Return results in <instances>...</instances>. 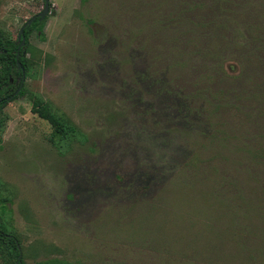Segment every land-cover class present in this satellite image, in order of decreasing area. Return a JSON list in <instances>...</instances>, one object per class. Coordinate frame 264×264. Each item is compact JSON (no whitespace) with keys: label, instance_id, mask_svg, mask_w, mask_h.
<instances>
[{"label":"rangeland","instance_id":"rangeland-1","mask_svg":"<svg viewBox=\"0 0 264 264\" xmlns=\"http://www.w3.org/2000/svg\"><path fill=\"white\" fill-rule=\"evenodd\" d=\"M44 5L0 0V30ZM41 23L0 113V264H264V0H50Z\"/></svg>","mask_w":264,"mask_h":264},{"label":"trees","instance_id":"trees-1","mask_svg":"<svg viewBox=\"0 0 264 264\" xmlns=\"http://www.w3.org/2000/svg\"><path fill=\"white\" fill-rule=\"evenodd\" d=\"M40 24L42 23L38 19H36L31 27L25 30L26 44L24 48L20 50L18 56V48L21 41L17 40L16 42H14L10 38L5 37L4 33L0 30V113L9 103L7 101V98L9 96H12L18 90L21 83L24 82L23 73L28 68V60L26 58L29 45L28 37L30 32L37 28V26H39ZM18 63L21 64L20 68ZM13 75L17 76V78L19 79V83H17L16 88L12 92H9V87L11 86L10 81ZM167 92L169 93L170 91ZM26 93L27 92L23 84V87L19 94L12 100L26 95ZM29 97L32 103V112L38 115L41 119L46 120L53 128V133L50 136V141L53 142V144H56L57 141H70L71 139L75 138L76 134L79 133V130L72 121L67 119L65 116L61 114L59 115L57 112H55L51 104L49 102L43 101L39 96L29 93ZM192 111L194 110L189 106L187 110L181 113V116L178 119H182L183 121H185V123H188L190 125L201 126V123L194 122L191 119ZM145 185L147 186V188H150L152 184H144L142 186L146 188ZM0 239L6 240L12 245L16 257L18 258L20 252L19 247L16 243V238L8 236L5 233V228L2 226H0ZM16 264H21V261H17Z\"/></svg>","mask_w":264,"mask_h":264},{"label":"water","instance_id":"water-1","mask_svg":"<svg viewBox=\"0 0 264 264\" xmlns=\"http://www.w3.org/2000/svg\"><path fill=\"white\" fill-rule=\"evenodd\" d=\"M50 13V0H45V5L43 10L36 14L35 16H33L32 18H30L21 28L19 35H18V40L21 41L20 46L18 48V54L20 53V50L25 46L26 44V36H25V30L28 29L29 27H31V25L33 24V22L38 19L40 22L43 21L48 14ZM19 64V68L21 67V64ZM24 82L21 83V85L19 86L18 90L12 95L9 96L7 98V101L10 102L15 96H17L19 94V92L21 91L22 87H23Z\"/></svg>","mask_w":264,"mask_h":264}]
</instances>
